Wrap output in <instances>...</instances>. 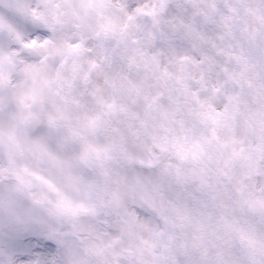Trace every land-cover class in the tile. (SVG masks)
<instances>
[{"label":"clouds","instance_id":"9594fccd","mask_svg":"<svg viewBox=\"0 0 264 264\" xmlns=\"http://www.w3.org/2000/svg\"><path fill=\"white\" fill-rule=\"evenodd\" d=\"M0 264H264V0H0Z\"/></svg>","mask_w":264,"mask_h":264}]
</instances>
